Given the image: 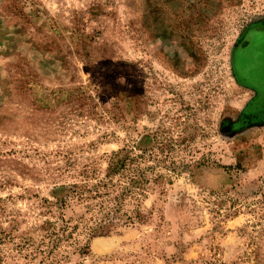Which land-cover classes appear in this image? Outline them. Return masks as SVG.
<instances>
[{"label":"rangeland","instance_id":"1","mask_svg":"<svg viewBox=\"0 0 264 264\" xmlns=\"http://www.w3.org/2000/svg\"><path fill=\"white\" fill-rule=\"evenodd\" d=\"M0 264H264V0H0Z\"/></svg>","mask_w":264,"mask_h":264},{"label":"trees","instance_id":"2","mask_svg":"<svg viewBox=\"0 0 264 264\" xmlns=\"http://www.w3.org/2000/svg\"><path fill=\"white\" fill-rule=\"evenodd\" d=\"M117 155H118L117 153H113L112 154V158L116 157ZM127 158H128V155H123L121 158H118V160H116L114 162V164L109 167L108 171L113 173V174L115 172L116 173H120L119 171L124 168V164H125ZM100 186L101 187H105L106 183H102ZM82 187L85 188V186H83V185H76V188H80L81 189V192H77L76 193L79 196L82 195L84 193V191H85V190L82 191V189H83ZM95 191L97 192L98 190H95ZM97 197H99V195H97ZM112 211H115V210H112ZM110 217H111V213L107 212V214H105V218H103L102 221L97 223L94 227L90 228V232H91V235L93 237L109 235L111 230L116 226V224L114 223V221H112V218H110ZM139 217H141V214L138 211V212H136L135 218L139 219Z\"/></svg>","mask_w":264,"mask_h":264}]
</instances>
